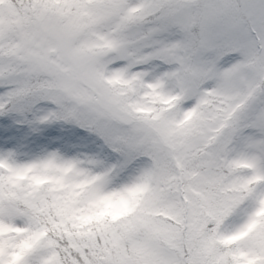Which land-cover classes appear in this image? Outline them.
<instances>
[{
	"label": "snow or ice",
	"instance_id": "obj_1",
	"mask_svg": "<svg viewBox=\"0 0 264 264\" xmlns=\"http://www.w3.org/2000/svg\"><path fill=\"white\" fill-rule=\"evenodd\" d=\"M0 264H264V0H0Z\"/></svg>",
	"mask_w": 264,
	"mask_h": 264
}]
</instances>
